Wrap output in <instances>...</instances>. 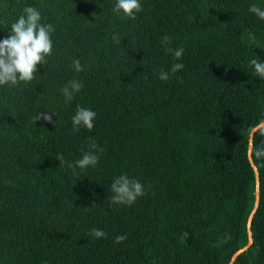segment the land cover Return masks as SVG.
Listing matches in <instances>:
<instances>
[{"label": "trees", "instance_id": "16d2710c", "mask_svg": "<svg viewBox=\"0 0 264 264\" xmlns=\"http://www.w3.org/2000/svg\"><path fill=\"white\" fill-rule=\"evenodd\" d=\"M115 3L0 0V39L26 6L55 27L35 79L0 86V264H264V166L250 158L264 140L250 132L264 126L250 65L264 61V20L249 11L264 0H140L135 20ZM73 79L83 88L65 102ZM77 107L96 113L91 131H73ZM45 112L55 123L36 121ZM92 140L98 164L74 174ZM124 174L145 195L113 205Z\"/></svg>", "mask_w": 264, "mask_h": 264}, {"label": "clouds", "instance_id": "9594fccd", "mask_svg": "<svg viewBox=\"0 0 264 264\" xmlns=\"http://www.w3.org/2000/svg\"><path fill=\"white\" fill-rule=\"evenodd\" d=\"M142 11L140 0H116L113 7V12L120 16L121 19L135 20L137 13ZM249 11L255 14L259 19L264 20V9L253 4ZM55 31L52 24L42 23L41 13L33 6H26L23 8V13L11 23L10 31L7 36L0 39V86L9 85L17 86L21 82L31 83L35 79V73L39 72L38 65L47 63V58L51 55L53 50V41L51 36ZM113 40L119 43L118 35L113 36ZM171 42L170 36L162 37V45H167ZM166 52L172 53L173 56L179 60L184 52L183 47L173 50L170 47L165 48ZM250 65L254 69V74L260 80H264V61L252 59ZM74 70L79 73L83 70L79 59L73 60L72 64ZM184 65L182 63H175L171 68V73L174 74L182 70ZM161 81H167L170 76L168 72L161 71L158 77ZM83 88V84L76 79L69 81L62 89V95L65 102H70L74 99L76 93ZM55 113H39L35 119L36 121L43 120L46 123H55L53 116ZM96 113L91 109L84 107H77L75 115L72 116L73 131H80L81 128H86L91 131L94 128V120ZM264 125V121L261 122ZM250 132L255 135L259 134L264 137V126L251 128ZM103 149L92 140L88 145V151H85L82 158L77 160L74 164L69 163L68 167L76 173V169L81 172L89 167H95L99 162V156L96 153H102ZM250 158L253 161H259L264 166V140L260 147L253 145L250 153ZM55 159L59 161V165L65 163L64 155L57 153ZM112 193L110 201L113 205H127L131 206L137 198L145 195L144 186L136 179L129 178L126 174L119 175L114 178L110 185ZM259 197V186H257ZM259 204V199L257 200ZM89 235L95 239L106 238L107 234L99 229H91ZM126 235H117L114 243H122L126 240ZM253 240L251 238L250 244Z\"/></svg>", "mask_w": 264, "mask_h": 264}, {"label": "rangeland", "instance_id": "374dc122", "mask_svg": "<svg viewBox=\"0 0 264 264\" xmlns=\"http://www.w3.org/2000/svg\"><path fill=\"white\" fill-rule=\"evenodd\" d=\"M257 186H259V183H257ZM256 195H258V192H256ZM258 205V202L256 203V206Z\"/></svg>", "mask_w": 264, "mask_h": 264}]
</instances>
